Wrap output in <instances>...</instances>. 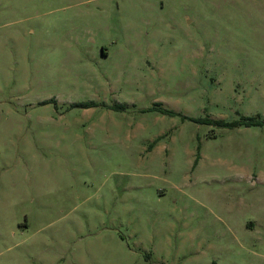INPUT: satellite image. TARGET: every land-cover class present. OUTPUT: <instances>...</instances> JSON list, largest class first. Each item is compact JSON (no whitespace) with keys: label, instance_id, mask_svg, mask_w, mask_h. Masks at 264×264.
<instances>
[{"label":"rangeland","instance_id":"1","mask_svg":"<svg viewBox=\"0 0 264 264\" xmlns=\"http://www.w3.org/2000/svg\"><path fill=\"white\" fill-rule=\"evenodd\" d=\"M0 264H264V0H0Z\"/></svg>","mask_w":264,"mask_h":264},{"label":"trees","instance_id":"2","mask_svg":"<svg viewBox=\"0 0 264 264\" xmlns=\"http://www.w3.org/2000/svg\"><path fill=\"white\" fill-rule=\"evenodd\" d=\"M263 119H261L258 115H244L241 117L240 122H244V123H258L261 122ZM220 119H216V122H219ZM237 121H233V122H227L230 125H234Z\"/></svg>","mask_w":264,"mask_h":264}]
</instances>
